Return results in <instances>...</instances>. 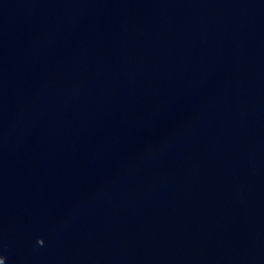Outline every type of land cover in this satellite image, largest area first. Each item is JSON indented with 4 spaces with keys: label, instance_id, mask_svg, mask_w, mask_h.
<instances>
[{
    "label": "water",
    "instance_id": "obj_1",
    "mask_svg": "<svg viewBox=\"0 0 264 264\" xmlns=\"http://www.w3.org/2000/svg\"><path fill=\"white\" fill-rule=\"evenodd\" d=\"M0 256L264 264V0H0Z\"/></svg>",
    "mask_w": 264,
    "mask_h": 264
},
{
    "label": "snow or ice",
    "instance_id": "obj_2",
    "mask_svg": "<svg viewBox=\"0 0 264 264\" xmlns=\"http://www.w3.org/2000/svg\"><path fill=\"white\" fill-rule=\"evenodd\" d=\"M3 257V256H0ZM0 264H5V258L3 257L2 259H0Z\"/></svg>",
    "mask_w": 264,
    "mask_h": 264
}]
</instances>
